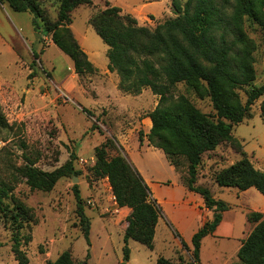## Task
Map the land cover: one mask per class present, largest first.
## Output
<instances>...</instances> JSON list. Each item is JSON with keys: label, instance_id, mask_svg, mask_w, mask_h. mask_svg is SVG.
Segmentation results:
<instances>
[{"label": "rangeland", "instance_id": "rangeland-1", "mask_svg": "<svg viewBox=\"0 0 264 264\" xmlns=\"http://www.w3.org/2000/svg\"><path fill=\"white\" fill-rule=\"evenodd\" d=\"M105 2L92 0L91 4L80 5L72 11L71 29L80 40L87 33L86 41L93 51H101L106 44L88 20L104 7ZM41 3L47 17L56 20L59 0H41ZM34 19L35 15L30 11H15L7 3H0V96L9 124V127H0V178L14 184L10 194L27 205L32 214V220L25 221L21 228V248L28 256L27 264H48L65 249L72 253L76 264H155L158 256L172 255L175 249L171 251V246L175 241H165L159 232L153 248L130 238V257L125 259L124 233L129 213L117 206L108 178L96 177L92 171L95 147L110 137L113 140L109 146L110 155L121 152L144 179H166L168 185L175 182L178 184L176 194L183 193L182 178L187 173V160L178 157L176 168L166 154L167 158L156 151L159 147L149 138L152 125L146 127L143 122L144 115L157 105L159 95L149 87L137 94L119 86L116 90L115 71L113 74L75 72L71 57L54 42L57 34L48 32L38 18L34 25ZM245 25L257 45V76L253 83L261 84L264 81V29L249 19ZM100 57L108 60L104 53ZM102 60L95 61L100 64ZM248 88L239 89L243 101ZM170 93L175 97L185 94L203 112L214 114L216 111L208 96H200L185 83H177ZM101 96L106 98L101 99ZM263 98L264 94L252 105V118H245L233 126L232 133L237 141H222L214 150L202 155L196 181L197 185L208 186L215 197L230 204L225 217L234 221L235 229L241 235L255 225L249 219L252 211L261 209L264 213V195L255 187L240 190L220 186L214 176L240 159L242 150L248 151L249 154L246 153L256 167L264 168V122L260 115ZM133 125L136 128L132 140L125 144L119 135ZM71 155L75 169L80 171L76 175L78 179L74 181L73 174L63 176L51 190L31 189L26 178L16 171L27 157L35 166L52 170ZM75 184L79 186L84 212L90 222V244L77 213ZM6 201L12 204L11 198ZM158 203L162 219L174 230L176 237L170 220L164 218L166 206L159 200ZM200 219V215L192 214L183 230L177 229L185 239L191 240L190 233L197 229ZM12 234L10 220L0 213V264H20L12 249ZM202 241L201 255L207 264H217L214 259L218 255H237V239L208 234ZM182 249L185 254L192 255L185 246ZM237 262L238 257L234 264Z\"/></svg>", "mask_w": 264, "mask_h": 264}, {"label": "trees", "instance_id": "trees-1", "mask_svg": "<svg viewBox=\"0 0 264 264\" xmlns=\"http://www.w3.org/2000/svg\"><path fill=\"white\" fill-rule=\"evenodd\" d=\"M175 13L154 27L139 25L129 13L117 5L105 2L88 22L108 45V68L119 76V88L137 94L149 87L159 95V101L149 112L152 120L151 143L161 148L178 168L177 158L188 162L182 178L189 190L202 195L213 216L207 219L192 237V260L177 261L160 255L155 264H199L202 239L222 221L223 212L231 206L213 195L208 186L197 185L202 155L214 150L222 141L236 140L232 131L235 124L251 118L255 101L264 94V81L255 84V51L257 45L249 36L247 19L264 29V0H170ZM15 11H30L42 20L48 32L57 34L56 45L68 54L80 74L98 71L76 38L70 24L72 11L91 4L92 0H59L58 17L52 21L46 15L41 0H0ZM37 56V53L34 52ZM177 83H185L200 96H208L214 114L200 110L188 96L170 93ZM246 89L242 100L239 89ZM84 110H86L84 108ZM260 115L264 122V98L260 102ZM0 127H9L0 96ZM237 141V140H236ZM113 140L108 137L95 147L96 177H107L116 204L131 209L127 215L124 233V257H130L128 240L135 239L149 248L154 246L156 226L162 215L157 198L137 168L121 153L109 154ZM73 155L62 165L43 170L27 157L16 171L26 178L31 189L51 190L63 176L78 175ZM220 186L246 190L255 187L264 195V170L257 168L242 150V157L217 171L214 176ZM14 184L0 178V213L12 226V249L20 264L28 263L21 248V228L32 220L30 208L10 192ZM77 213L82 222L84 236L90 244V222L84 212L83 198L78 184L74 185ZM12 199V204L6 201ZM249 219L255 223L237 251L236 264H264V213L252 211ZM28 237V236H27ZM26 237V239H28ZM182 245L187 247L181 239ZM48 264H76L72 253L65 249ZM122 264H126L122 262Z\"/></svg>", "mask_w": 264, "mask_h": 264}, {"label": "crops", "instance_id": "crops-1", "mask_svg": "<svg viewBox=\"0 0 264 264\" xmlns=\"http://www.w3.org/2000/svg\"><path fill=\"white\" fill-rule=\"evenodd\" d=\"M106 1H109V0H106ZM109 2L112 5L119 6L122 9L123 13L131 14L133 17H135L138 20L140 24H143V25L154 26L158 24L159 22H162L164 19L168 17L175 16L174 12L172 11L170 0H110ZM87 35H88L87 33L83 34V36L81 37V40L76 35L75 36L78 39L79 43L81 44L82 48L88 54L89 59L97 67L98 71L99 72H109L113 74V71H110V69L108 68L109 59L102 60L100 57V54L103 55V53L107 55L108 45L105 43L106 45L104 48H102L101 51H97V50L93 51L88 41H86ZM96 59H100L102 60V62H100V64H97V62L95 61ZM117 75H115V79H116L115 89L116 90H118V84H119V76ZM114 95H117V94H114ZM105 96L107 97V95ZM106 97L101 96L100 98L102 99ZM248 119L250 118H246V120ZM143 122L145 123L146 127H151L152 120H151L149 113L144 115ZM135 128H136V125H133L132 127L127 128L124 133L122 132L119 135V137L122 139V141L125 144H127L129 141L132 140V133L135 130ZM155 150L158 152H162L165 155V153L161 149L156 148ZM246 152L248 153V151ZM257 168L264 170V168L260 166H257ZM145 179L151 186L154 196L158 198V200L166 206V208L164 207L166 210V213H164V218H168L170 220L173 228L175 229V233L177 234V236L175 237L174 230L172 231L170 226H168V224L162 219L163 217H160L158 224L156 226L154 242L157 239L158 233L161 232L163 234V238L165 241L166 240L167 242H170L172 240L175 241V245L171 246V251L175 249L173 254L163 255V256L170 258L172 260H175V261H177L180 258H183L186 261L192 260V255L188 253L187 254L184 253V250L182 249L183 245H182L181 239H183L187 244V247H185V249H188V252L191 253L192 252L191 249L193 247L192 245L193 234L198 230V228H200L203 225V223L207 219L213 216V211L205 206L204 198L202 197L201 194L195 191L189 190L184 185V183H183V193L180 196H178L175 192V189H176L175 187L178 186L177 183L173 182L174 183L173 185H168L166 183V179H159L157 181H153V179L146 178V177ZM162 186H164L163 187L164 189H162ZM118 207L120 210H127L128 213H130L131 211V209L127 206H123V207L118 206ZM256 210L260 211L261 209H256ZM225 212L226 210L223 212L222 221L215 228V230L210 233V235L216 236V237L218 236L223 237L225 239H237L238 241L237 251H238V249L243 243L242 238L244 236L246 238L248 234L251 232V230L253 229V227L249 231H246L245 233L243 232V234L241 235L240 233L236 231L234 221H228L226 219ZM192 214L200 215L201 219H200L199 226L197 227V229L193 230L190 233L191 240H188V239H185L180 234L179 230L181 231L183 230V226L185 222L188 220L189 216ZM177 227L179 230L177 229ZM177 251H179L180 254L182 255H179ZM236 257L237 255H218L215 257L214 261L217 264H234ZM207 263H208L207 260L204 258V255H201V251H200L199 264H207Z\"/></svg>", "mask_w": 264, "mask_h": 264}, {"label": "water", "instance_id": "water-1", "mask_svg": "<svg viewBox=\"0 0 264 264\" xmlns=\"http://www.w3.org/2000/svg\"><path fill=\"white\" fill-rule=\"evenodd\" d=\"M78 177L76 175L73 176V180L76 181Z\"/></svg>", "mask_w": 264, "mask_h": 264}, {"label": "built area", "instance_id": "built-area-1", "mask_svg": "<svg viewBox=\"0 0 264 264\" xmlns=\"http://www.w3.org/2000/svg\"><path fill=\"white\" fill-rule=\"evenodd\" d=\"M62 95H63V96H66L63 92H62Z\"/></svg>", "mask_w": 264, "mask_h": 264}]
</instances>
